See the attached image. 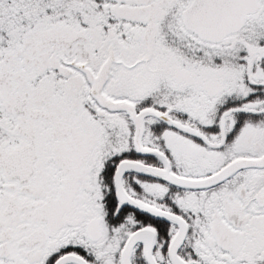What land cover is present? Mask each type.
<instances>
[{
    "label": "snow or ice",
    "instance_id": "snow-or-ice-1",
    "mask_svg": "<svg viewBox=\"0 0 264 264\" xmlns=\"http://www.w3.org/2000/svg\"><path fill=\"white\" fill-rule=\"evenodd\" d=\"M0 264H264V0H0Z\"/></svg>",
    "mask_w": 264,
    "mask_h": 264
}]
</instances>
